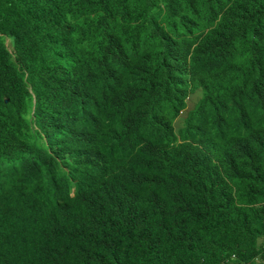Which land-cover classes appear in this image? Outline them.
Masks as SVG:
<instances>
[{
    "label": "trees",
    "instance_id": "obj_1",
    "mask_svg": "<svg viewBox=\"0 0 264 264\" xmlns=\"http://www.w3.org/2000/svg\"><path fill=\"white\" fill-rule=\"evenodd\" d=\"M190 83L217 165L169 154ZM0 264H264V0H0Z\"/></svg>",
    "mask_w": 264,
    "mask_h": 264
},
{
    "label": "clouds",
    "instance_id": "obj_2",
    "mask_svg": "<svg viewBox=\"0 0 264 264\" xmlns=\"http://www.w3.org/2000/svg\"><path fill=\"white\" fill-rule=\"evenodd\" d=\"M6 46L10 53L13 52L9 41L6 40ZM207 72H211L208 67L205 68ZM155 69L153 67H148L145 71L144 81L142 82V89L140 92L134 93L131 90V94L126 98L128 101L142 100V105L146 108V115L142 119L139 130L136 133L133 140V150L138 156H142L143 150L148 146L150 141L156 134V122L153 117L157 110L158 104H153V96L147 94L148 87L154 85ZM199 93V99L196 101L192 98L194 94ZM202 89H195L193 84H189V90L186 91L184 95L174 96L176 102V111L170 122V130L172 132V139L169 144V154L171 160H175L177 156L184 149H191L196 154L199 162L201 164L206 162H212L218 164V159L221 154L217 153L218 150L214 149L206 139V137L198 133L194 128L189 126L188 122L194 116L203 114L206 116L208 114V109L203 104L202 99ZM8 100H5L7 103ZM43 155L45 157V162L49 161L51 158L58 156L61 160L70 167L83 166V164L72 157L69 154V140L67 137H62L61 139L53 141L43 142ZM67 170L64 169V172ZM62 176H59L58 182H61ZM85 191V190H84ZM88 200L98 192H88L85 191ZM74 189L70 191V197H73ZM60 221L67 223L66 220Z\"/></svg>",
    "mask_w": 264,
    "mask_h": 264
},
{
    "label": "rangeland",
    "instance_id": "obj_3",
    "mask_svg": "<svg viewBox=\"0 0 264 264\" xmlns=\"http://www.w3.org/2000/svg\"><path fill=\"white\" fill-rule=\"evenodd\" d=\"M192 98L194 99V100H198L199 99V93H197V94H194L193 96H192Z\"/></svg>",
    "mask_w": 264,
    "mask_h": 264
}]
</instances>
